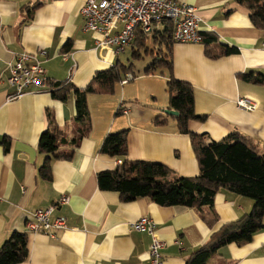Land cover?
I'll return each instance as SVG.
<instances>
[{
    "label": "crops",
    "instance_id": "obj_1",
    "mask_svg": "<svg viewBox=\"0 0 264 264\" xmlns=\"http://www.w3.org/2000/svg\"><path fill=\"white\" fill-rule=\"evenodd\" d=\"M85 1L0 0V245L13 233L25 234L28 256L19 264H151L150 237L130 229L131 223L150 217L165 244L162 264H186L212 231L249 213L253 201L218 191L213 205L218 224L210 230L193 209L163 207L147 198L123 202L117 192L99 190L98 174L123 161L99 149L108 134L123 130L128 131L127 160L161 163L179 177H195L199 168L189 137L179 133L176 122L168 118L155 124L168 107L167 73L143 71L164 48L155 37L160 25L146 39V50L140 38L120 54L98 50L96 40L101 36L83 29L80 9ZM175 1L196 9L199 35L215 37L211 49L220 45L237 49L235 54L211 59L202 41L171 44L173 75L191 85L195 113L205 116L203 122L190 121L189 131L205 135L207 142L239 132L263 143L264 87L239 76L264 72V29L255 28L248 12L232 0ZM67 43L70 48L63 51ZM20 53L37 54L49 81L78 88L117 63L130 67L126 76L132 79L127 83H116L110 93L87 96L91 130L69 159L50 160V180L39 175L45 155L39 153L38 143L49 120L64 134H72L74 99L71 95L61 102L32 87L10 98L14 90L5 81L6 65ZM239 98L254 102L255 110L239 109ZM69 150L62 146L58 152ZM63 197L67 202L55 207L51 217L64 218L67 229L53 231L55 240L27 230L33 212L53 207ZM209 264H264V228L248 243L221 248Z\"/></svg>",
    "mask_w": 264,
    "mask_h": 264
},
{
    "label": "trees",
    "instance_id": "obj_2",
    "mask_svg": "<svg viewBox=\"0 0 264 264\" xmlns=\"http://www.w3.org/2000/svg\"><path fill=\"white\" fill-rule=\"evenodd\" d=\"M248 12L252 25L264 29V0H232ZM154 30H152L153 32ZM151 32V33H152ZM173 25L164 20L157 30L156 41L164 48L156 53L151 65L143 71L149 74L159 70L167 73L166 89L169 95L167 111L174 112L155 118V124L162 125L168 118L176 122L179 133L187 135L191 149L197 160L199 173L195 177H179L161 163L149 161H129L127 156V130L108 134L101 144L99 152L110 158H122L121 164L114 170L104 171L97 176V185L101 191H113L119 194L120 200L130 202L138 198H147L163 206H183L195 210L212 230L218 219L213 211L214 197L220 190H226L253 201L251 211L241 218L220 225L209 234L207 242L194 251L186 264H209L217 252L228 244L242 245L263 230L264 220V142L258 143L239 132H233L221 141L207 142L205 135L189 131L190 121L203 122L205 116L198 115L194 109V96L191 85L175 79L171 59ZM147 35L142 30L135 31V38L146 50ZM201 41L207 48L205 55L211 59L228 56L237 52L236 48L219 46L211 49L215 37L202 34ZM70 44L63 47L68 51ZM130 67L115 64L105 71L96 72L83 88L75 87L69 82H48V89L53 98L65 102L72 95L75 113L72 119L73 131L70 136L49 120L48 129L42 133L38 151L45 155L39 168V175L51 179L50 160L69 159L74 148L91 130L90 113L87 96L96 93H110L119 83ZM240 79L244 82L264 87V72L243 73ZM5 150L7 141L3 139ZM62 146L69 147L68 152H58ZM27 237L22 233H13L0 245V264H19L27 259Z\"/></svg>",
    "mask_w": 264,
    "mask_h": 264
},
{
    "label": "built area",
    "instance_id": "obj_3",
    "mask_svg": "<svg viewBox=\"0 0 264 264\" xmlns=\"http://www.w3.org/2000/svg\"><path fill=\"white\" fill-rule=\"evenodd\" d=\"M80 15L84 31L101 36V39L96 40V49H113L115 54L124 52L132 44L137 29L149 35L153 27L161 26L164 20L171 21L173 25L174 43L201 41L198 33L200 18L196 9L175 0H86L80 9ZM37 54L45 55V51ZM36 55L20 53L7 63L5 81L14 90L10 98H17L30 87L49 92V80ZM131 79L132 76L127 75L120 83H127ZM236 106L247 112H253L256 108V104L247 98H239ZM66 202L67 198L63 197L53 207L33 212L26 223L27 230L55 240L53 231L65 230L67 225L64 218H52L51 215L55 207ZM130 229L150 237V263L162 264L161 250L165 244L157 234L156 223L150 217H142L131 223Z\"/></svg>",
    "mask_w": 264,
    "mask_h": 264
},
{
    "label": "water",
    "instance_id": "obj_4",
    "mask_svg": "<svg viewBox=\"0 0 264 264\" xmlns=\"http://www.w3.org/2000/svg\"><path fill=\"white\" fill-rule=\"evenodd\" d=\"M165 114H168L170 116H175L176 114L174 112L165 111Z\"/></svg>",
    "mask_w": 264,
    "mask_h": 264
},
{
    "label": "rangeland",
    "instance_id": "obj_5",
    "mask_svg": "<svg viewBox=\"0 0 264 264\" xmlns=\"http://www.w3.org/2000/svg\"><path fill=\"white\" fill-rule=\"evenodd\" d=\"M127 56H129V55H127ZM144 57H145V56H144ZM144 57H143V58H144Z\"/></svg>",
    "mask_w": 264,
    "mask_h": 264
},
{
    "label": "bare ground",
    "instance_id": "obj_6",
    "mask_svg": "<svg viewBox=\"0 0 264 264\" xmlns=\"http://www.w3.org/2000/svg\"><path fill=\"white\" fill-rule=\"evenodd\" d=\"M31 88V87H30Z\"/></svg>",
    "mask_w": 264,
    "mask_h": 264
}]
</instances>
